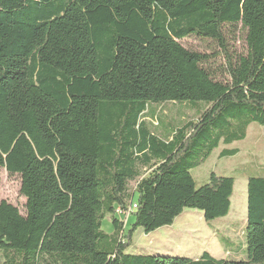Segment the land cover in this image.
<instances>
[{
  "label": "trees",
  "instance_id": "16d2710c",
  "mask_svg": "<svg viewBox=\"0 0 264 264\" xmlns=\"http://www.w3.org/2000/svg\"><path fill=\"white\" fill-rule=\"evenodd\" d=\"M188 37L221 50L222 73ZM169 103L195 120L146 116ZM253 123L264 127V0H0V168L25 199L23 214L0 202V264H264V176L246 178L244 260L126 253L133 231L186 209L228 215L234 179L197 187L191 171ZM117 211L134 218L125 235Z\"/></svg>",
  "mask_w": 264,
  "mask_h": 264
},
{
  "label": "rangeland",
  "instance_id": "374dc122",
  "mask_svg": "<svg viewBox=\"0 0 264 264\" xmlns=\"http://www.w3.org/2000/svg\"><path fill=\"white\" fill-rule=\"evenodd\" d=\"M229 51L233 54H243L245 50L243 34L238 27L235 35L228 38ZM178 43L186 50L203 55L214 54L216 59L211 63L216 73H222L221 65L224 56L221 50L210 41L196 37H188ZM189 105L164 104L152 105L147 117L157 112L172 122L180 123L195 120L196 112L191 111ZM202 108L199 105L198 108ZM152 122L156 126L153 119ZM156 132L157 128L154 127ZM223 149L237 150L234 157L219 158ZM232 177L234 179L231 207L224 218L205 221L200 211L186 209L175 219L172 226L162 227L154 232L145 234L136 229L131 234V245L126 250L128 254H146L155 256H174L189 259H198L203 252L217 260L242 261L246 257L245 247V221H246V178L264 176V127L251 124L244 140L234 142L228 146H220L218 150L191 171V176L197 187L206 183L209 175ZM134 184H129L132 190ZM20 180L17 176H10L0 168V202L4 201L16 207L21 214L24 213L25 199L19 194ZM137 200V193L133 194L131 204ZM116 217L123 222L124 235L133 224V216L116 212ZM101 229L106 233L112 232L110 219L107 216Z\"/></svg>",
  "mask_w": 264,
  "mask_h": 264
},
{
  "label": "built area",
  "instance_id": "2783aa9c",
  "mask_svg": "<svg viewBox=\"0 0 264 264\" xmlns=\"http://www.w3.org/2000/svg\"><path fill=\"white\" fill-rule=\"evenodd\" d=\"M133 209H135V205H133L132 207H131V210H133ZM128 215V214H127Z\"/></svg>",
  "mask_w": 264,
  "mask_h": 264
}]
</instances>
